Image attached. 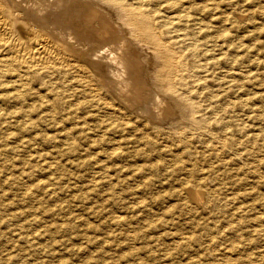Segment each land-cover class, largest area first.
<instances>
[{
	"label": "bare ground",
	"instance_id": "obj_1",
	"mask_svg": "<svg viewBox=\"0 0 264 264\" xmlns=\"http://www.w3.org/2000/svg\"><path fill=\"white\" fill-rule=\"evenodd\" d=\"M234 1L0 0V174L31 201L38 191H95L111 206L117 181L161 169L190 208L204 190L217 201L210 183L226 177L222 169L251 173V152L264 147L255 123L263 112L250 103L251 45ZM11 166L19 177L5 173ZM5 211L0 200L1 221ZM22 228L17 241L34 249L39 233ZM94 239L83 242L111 237Z\"/></svg>",
	"mask_w": 264,
	"mask_h": 264
},
{
	"label": "rangeland",
	"instance_id": "obj_2",
	"mask_svg": "<svg viewBox=\"0 0 264 264\" xmlns=\"http://www.w3.org/2000/svg\"><path fill=\"white\" fill-rule=\"evenodd\" d=\"M234 2L231 6L246 26L241 33L248 35L251 45V107L262 110L264 116V0ZM255 123L257 132H263L264 120ZM263 151L264 147L252 150L251 173L240 171L234 163L223 168L226 177L210 183L220 188L217 201L208 200L204 190V198L195 208L175 193L179 182L161 169L153 172L144 168L143 176L117 181L114 188L118 199L111 206L96 198L95 191L82 197L37 190L36 200L31 201L21 195L19 184L9 183L11 180L0 174V200L6 209L4 220H0V264H226L227 258H235L234 264H264L260 254L264 247ZM17 170L11 166L5 173L19 177ZM115 216H121L120 220H114ZM18 227L37 230L34 249L17 241ZM122 230H135L137 237L126 242L118 234L112 237ZM104 233L111 237L107 244L83 242L86 237L95 241ZM189 233L190 239L181 240V234Z\"/></svg>",
	"mask_w": 264,
	"mask_h": 264
}]
</instances>
